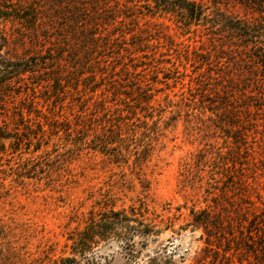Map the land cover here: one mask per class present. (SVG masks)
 Segmentation results:
<instances>
[{
	"label": "trees",
	"instance_id": "obj_1",
	"mask_svg": "<svg viewBox=\"0 0 264 264\" xmlns=\"http://www.w3.org/2000/svg\"><path fill=\"white\" fill-rule=\"evenodd\" d=\"M231 4L256 15L233 16ZM159 18L182 41L199 36L205 45L192 49L160 37L152 20ZM42 19L53 32L45 35L52 47L41 62L52 65L42 72L50 87L42 96L38 142L47 134L70 145L80 137L108 161L119 166L132 157L140 168L161 130L182 119L187 135L212 139L183 162V173L204 186V207L189 212L188 225L201 230L204 243L193 264H264V193L253 186L264 171V0H51ZM153 41L176 47L184 68L191 63L190 79L172 97L154 90L163 83L157 69L171 82L179 64L162 59ZM64 106L74 119L60 113ZM86 140L95 147L86 148ZM121 211L90 214L73 251L85 254L117 237L129 253L135 234L155 232L132 227ZM83 261L91 264L88 256Z\"/></svg>",
	"mask_w": 264,
	"mask_h": 264
},
{
	"label": "rangeland",
	"instance_id": "obj_2",
	"mask_svg": "<svg viewBox=\"0 0 264 264\" xmlns=\"http://www.w3.org/2000/svg\"><path fill=\"white\" fill-rule=\"evenodd\" d=\"M48 1L0 0V149L6 151L0 155V264H68L65 259L71 257L85 264L86 256L91 264H193L204 243L201 230L188 225L189 212L204 207V186L197 188V176L192 182L194 176L183 173V162L210 138L187 135L179 119L161 130L150 159L140 168L134 167L132 157L119 166L108 161L85 149L80 137L70 145L47 134L38 142L45 119L42 96L50 87L42 72L52 65L41 62L52 47L45 35L53 31L42 19ZM227 11L245 19L256 15L234 4ZM152 20L160 37L192 49L206 43L199 36L182 41L172 26L167 27L168 20ZM153 43L162 59L179 64L177 79L171 82L157 69L159 80L167 84L159 82L154 90L161 94L166 89L172 97L190 79L191 63L184 68L176 47L165 50L163 42ZM59 111L75 117L69 106ZM86 142V148L95 147ZM254 177L253 186L264 193V171ZM110 208L123 209L132 227L155 232L135 234L129 253L117 237L97 241L85 254L75 253L79 244L74 241L89 215Z\"/></svg>",
	"mask_w": 264,
	"mask_h": 264
}]
</instances>
